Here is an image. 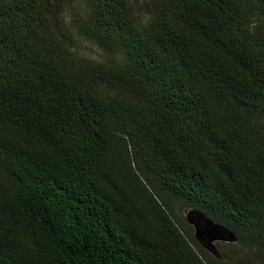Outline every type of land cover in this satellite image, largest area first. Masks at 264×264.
<instances>
[{"label": "trees", "instance_id": "16d2710c", "mask_svg": "<svg viewBox=\"0 0 264 264\" xmlns=\"http://www.w3.org/2000/svg\"><path fill=\"white\" fill-rule=\"evenodd\" d=\"M84 1L0 0V264H264V0Z\"/></svg>", "mask_w": 264, "mask_h": 264}, {"label": "rangeland", "instance_id": "374dc122", "mask_svg": "<svg viewBox=\"0 0 264 264\" xmlns=\"http://www.w3.org/2000/svg\"><path fill=\"white\" fill-rule=\"evenodd\" d=\"M131 6L134 8V11L136 14H138L140 17H144V11H145V6L146 4L150 1V0H127ZM75 7H77L79 9V11L81 10V8H85L86 2L84 0H76V2L73 4ZM76 10V9H75ZM75 13L74 10L70 9V7H68L65 11V16L69 17L71 15H73ZM74 49L75 52H77V54L82 57L83 60L86 61H106L108 60V57L101 52V50L99 48H97L96 45L85 41L82 38H76L74 41ZM176 211L178 213V216L181 219H184L185 221H187L189 223V225L192 227V231L191 233H193V235H196V227L190 223L189 221V217H191L192 220L195 221V223L202 225V230L203 232L208 235L206 236V239L203 238V244L204 246L203 249L210 255L214 256V257H218L220 258V250H225L229 255H230V259L232 261H230V259L228 260V264H243L239 261L240 256L242 255L241 249L235 245V241L231 242V241H222L221 238L224 239H229L230 235L225 233V232H220L219 230L215 229L213 227V225L205 220L204 218L201 219L200 216L194 214L192 212V210L190 208H185L183 206H181L180 204L175 206ZM210 237L215 238L211 244L214 245L217 250L218 253L217 254H213L211 252L208 251V249H206L205 247H208L209 241H210ZM224 243L223 246H221V244Z\"/></svg>", "mask_w": 264, "mask_h": 264}, {"label": "water", "instance_id": "95a60500", "mask_svg": "<svg viewBox=\"0 0 264 264\" xmlns=\"http://www.w3.org/2000/svg\"><path fill=\"white\" fill-rule=\"evenodd\" d=\"M188 219H189L190 223L193 224L196 227V238H197V240L200 242V244L202 246H204V244H203V238L206 239V236H208V235H206L203 232L202 225H199V224L195 223V221L192 220L191 217H189ZM214 239L215 238L210 237V241H209V244L210 245L208 247H205V248L208 249L209 252H211L213 254H217L218 253L217 248L214 245L211 244V242ZM221 239H222V241H231V242L235 241V237L233 235H230V238L228 240L227 239H224V238H221Z\"/></svg>", "mask_w": 264, "mask_h": 264}, {"label": "clouds", "instance_id": "9594fccd", "mask_svg": "<svg viewBox=\"0 0 264 264\" xmlns=\"http://www.w3.org/2000/svg\"><path fill=\"white\" fill-rule=\"evenodd\" d=\"M146 15H149V14L146 13Z\"/></svg>", "mask_w": 264, "mask_h": 264}]
</instances>
